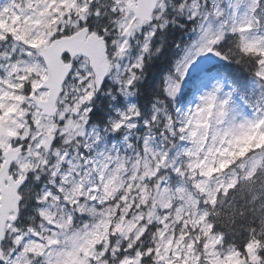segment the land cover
<instances>
[{
	"label": "snow or ice",
	"instance_id": "snow-or-ice-1",
	"mask_svg": "<svg viewBox=\"0 0 264 264\" xmlns=\"http://www.w3.org/2000/svg\"><path fill=\"white\" fill-rule=\"evenodd\" d=\"M0 264H264V0H0Z\"/></svg>",
	"mask_w": 264,
	"mask_h": 264
}]
</instances>
